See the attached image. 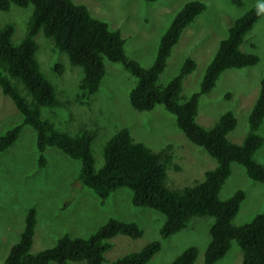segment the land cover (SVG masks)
<instances>
[{"label": "rangeland", "instance_id": "obj_1", "mask_svg": "<svg viewBox=\"0 0 264 264\" xmlns=\"http://www.w3.org/2000/svg\"><path fill=\"white\" fill-rule=\"evenodd\" d=\"M84 5L90 14L119 30L124 39V51L142 67H149L156 55L160 36L174 14L190 0H72ZM205 10L181 33L172 47L157 85H165L175 76L185 58L193 60L195 67L181 86L179 100L199 89L203 72L210 62L218 43L228 32L233 21L254 5L264 7V0H200ZM32 5L0 10V26L13 25L11 42L17 44L24 36ZM34 41L39 70L52 84L58 105L43 106L39 117L50 123L56 131L74 135L80 129L91 132V152L94 169L103 164V147L118 130L125 128L135 142L154 152L169 147L171 165L166 170L165 184L171 190L192 186L204 178L206 171L216 167V161L207 152L191 143L177 127L175 116L163 106L150 111H137L129 103V91L137 79L118 63L104 60L105 74L98 90L89 99H78V85L82 69L72 66L64 52L55 50L53 41L38 32ZM255 45V48L252 47ZM244 52H254L258 62L243 69L225 70L216 86L202 95L198 103L196 122L210 128L225 111L234 113L236 127L227 135L229 141L240 144L247 133V115L254 103L259 82L264 74V14L253 25L240 45ZM61 65L60 74L55 71ZM11 83L28 95L16 79ZM22 121L13 101L0 88V135ZM264 140V119L257 129ZM35 131L23 126L16 142L0 154V264L10 247L18 240L23 229L24 216L30 207L36 212V223L30 246L34 254L55 245L63 235L87 238L108 219L135 223L142 235L131 239L116 235L112 246L104 253L103 264L127 253L137 252L146 244L159 241L160 249L146 264H170L183 250L195 247V263L204 264V253L209 242L210 216L191 218L186 228L166 237L160 236L163 215L146 207H135L130 202L131 192L123 187L112 192L104 202L78 179L80 163L55 147L43 152L45 163L38 165ZM253 159L264 167V142ZM177 166L178 169L174 167ZM242 189L245 198L232 225L249 222L264 211V182L250 180L242 166L231 163L230 175L222 185L218 197L229 198ZM74 264H84L76 262ZM213 264H242V252L235 241L226 255Z\"/></svg>", "mask_w": 264, "mask_h": 264}, {"label": "trees", "instance_id": "obj_2", "mask_svg": "<svg viewBox=\"0 0 264 264\" xmlns=\"http://www.w3.org/2000/svg\"><path fill=\"white\" fill-rule=\"evenodd\" d=\"M12 4L23 8L31 4L33 9L24 36L17 44L11 42L13 25L7 23L0 26V88L22 116L20 123L0 135V154L16 142L23 126L27 125L35 131L40 167L45 163V148L55 147L79 161L78 179L93 190L101 202L118 188H127L131 192L133 206L150 208L163 215L162 238L186 228L193 217H212L204 264H213L223 258L232 241L241 249L242 264H264V211L249 222L234 226L231 222L245 198L244 191L237 189L224 200L218 197L230 175L231 163L242 166L250 180L264 182V167L253 159L264 142L256 132L264 119V74L247 115V133L240 144L227 138L237 123L232 111L223 112L208 129L196 122L200 97L216 86L225 70L243 69L258 62L254 52H244L240 45L264 14V7L251 6L233 21L203 72L199 89L180 101L182 82L195 67L193 60L185 58L178 73L165 85H157V81L181 33L205 10L204 2L187 1L174 14L160 36L155 58L149 67H142L128 58L119 30L110 29L107 23L94 18L84 5L74 4L72 0H0V10L7 11ZM38 32L52 39L54 49L64 52L70 65L82 69L78 99H89L98 90L105 74L104 60L118 63L137 79L128 94L131 107L137 111H150L156 105L163 106L175 116L176 125L184 136L216 161V167L206 171L202 181L178 191L171 190L165 184L166 170L172 160L170 148L154 152L135 142L129 131L122 128L104 145L103 164L95 170L91 132L80 129L74 135H68L56 131L39 117L41 107H55L58 101L54 87L40 72L35 57L37 44L34 37ZM252 47L255 48V45L252 44ZM62 70L61 65H56L58 74ZM10 79H16L29 99ZM174 168L178 169L177 166ZM35 223L36 212L34 207H30L25 213L18 240L10 247L1 264H103L104 253L112 246L110 240L113 237L124 235L137 239L142 235V230L135 223L110 218L87 238L63 235L54 246L32 254L30 246ZM159 249L160 242L153 241L110 264H146ZM196 256V248L188 247L170 264H196Z\"/></svg>", "mask_w": 264, "mask_h": 264}]
</instances>
